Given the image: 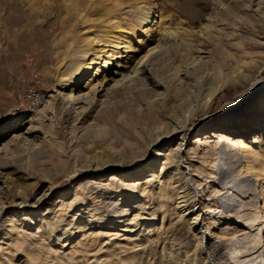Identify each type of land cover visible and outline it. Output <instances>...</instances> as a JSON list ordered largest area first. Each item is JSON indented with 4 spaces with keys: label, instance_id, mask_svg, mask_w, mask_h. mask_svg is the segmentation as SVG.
Listing matches in <instances>:
<instances>
[{
    "label": "rangeland",
    "instance_id": "obj_1",
    "mask_svg": "<svg viewBox=\"0 0 264 264\" xmlns=\"http://www.w3.org/2000/svg\"><path fill=\"white\" fill-rule=\"evenodd\" d=\"M60 2L42 0L31 6L0 0V136L15 159L14 164H0V264H229L233 247L227 240L220 244L208 240L213 243L212 255L194 257L196 231L190 226L195 212L228 203H236L226 214L233 227H237L232 221L236 213L249 220V233L237 227L239 239L247 237V244L261 238L258 255L251 257L262 262L264 115L261 123L256 115L264 89L233 110L226 105L236 95H228L219 79L208 90L213 95L216 88V101L210 103L206 97V114L195 113L192 120L209 118L217 107L223 109L217 108L200 132L194 129L172 143L153 145L203 103L205 94L198 92L203 69L185 80L178 64L160 70L152 78L161 88L147 95L150 85L146 84L130 93L109 95L87 122L61 108L59 78L70 74L85 48L76 42L78 32L81 37L89 31L101 38L104 25L106 30L119 21L130 37L144 26L139 15L151 10L160 28L200 37L198 44L211 56L215 75L245 71L250 65L251 81L264 86V6L249 0H113L110 6L119 7L108 17L109 5H99L94 15L93 4L76 6L78 13L73 15L69 0H63L64 9L58 13ZM212 33L220 42L207 39ZM130 44L136 46L135 41ZM235 112L245 117L241 120L250 117L262 125L247 139L258 154L251 163L258 171L237 180L239 156L235 174L225 184L219 174L228 173L224 148L218 149L215 139L202 141L215 128L208 126L224 127L228 119L234 120ZM256 132L258 144L252 138ZM121 167L136 177L116 176L113 170ZM47 190L49 200L57 192H69L38 203L39 194ZM128 197L134 198L131 206L125 202ZM209 225L205 223L201 231L208 232ZM229 236L231 230L221 226L217 237Z\"/></svg>",
    "mask_w": 264,
    "mask_h": 264
},
{
    "label": "bare ground",
    "instance_id": "obj_2",
    "mask_svg": "<svg viewBox=\"0 0 264 264\" xmlns=\"http://www.w3.org/2000/svg\"><path fill=\"white\" fill-rule=\"evenodd\" d=\"M41 1L42 0H19L20 3H26L31 6L34 2ZM112 1L113 0H69L70 4L68 11L69 14H77L78 9H75L76 6L81 5L82 7L83 5L86 6L91 3V5H93L90 8V12L92 15H94L97 13V10L93 11L95 10V8L99 7V5H102L101 8L103 6H110L112 4ZM249 2H256V4L254 3L253 5H257L259 6V8L261 6H264V0H249ZM60 4L61 5H59V7L56 9L58 10V13L64 9L62 7L63 0H61ZM118 7L119 6H110L108 11L106 12V15L108 17L109 14L114 15V13L118 10ZM67 14L68 13H66V15ZM138 18L140 21V25L144 26L133 32L130 37L128 36L127 31L120 27L119 21L113 22L111 24L112 26L110 28H107L106 30L105 28L107 27V25H104V30H102V32L105 31V34H103L101 38H94L92 33L89 31H85L84 34L82 33L84 35L83 37H81V33H77L78 35H76V42L81 41L82 47L85 48L83 49L84 51L82 50L81 52L80 59L76 60L73 63L70 74L68 76H61V78H59L60 92L62 93V101L60 103V106L63 110L66 109L69 113L71 112L76 116L82 115L83 120L87 122L89 121V118H92L91 116L93 115V113L95 114V111L99 107H101V105L103 104V99L109 95L118 94L120 91L130 93L132 90H135L136 87L140 85H143L145 87L146 84L150 85V89L149 87L148 90L145 88L147 90V95H150V93L152 91L154 92V90H156L157 88H161V86H159V84L156 83V81H154L152 78V76L156 77V74L160 70L167 71L172 66L174 67L175 64H178L179 66H182L181 73L182 76H184V78L182 79L185 80L188 78V76L197 77V74L195 72L203 69L204 72L199 77V80H201V85L200 83H198V92L200 94H205L202 98L203 103L198 104L191 115L186 117L185 120L182 119V122L179 121L178 124H174L171 128H168L166 132L158 136V138L153 143L154 145L157 142H159L160 144H163L165 142L172 143L175 141L176 137H185L189 133H192L194 129L195 131L197 130V133L200 132L202 123L208 121L211 116L216 114L217 108L220 107H217L212 112V114H210L209 118L208 116L204 115L197 122L192 120L193 114H206L208 103L206 97L210 98V103L216 101L215 96H213L215 93H217L216 88L214 87L215 90L213 95H211L212 93H210L208 90L213 89L212 86L216 83H219V79L221 80L220 86H225V92L228 95H236L233 102L226 105V108L231 107V109L233 110H238L237 107L243 104L242 102L246 97L253 98L255 92H259L264 89V86H255L257 83H259V80L251 81L252 67L250 65H247L245 71H239V69L235 71L233 70V72L231 73L224 72L223 74H221L222 76L218 74V76L215 75V66L211 65V62H209L211 56L209 55L207 50L200 49V46L198 44V38H200L199 36H197L196 38L192 33L183 32L181 30L166 31L160 28L156 22L157 17L154 13H152L151 10L148 12H142ZM137 38L141 39L137 40ZM207 39H209L213 43H218L221 40L216 36V34L214 35V33L207 36ZM133 41H135L136 46H132L130 44ZM79 47L80 45L78 44L77 48ZM260 103L261 106L258 111V116L256 115V117H258L257 119L260 118L259 123L262 122V115H264V102H261V99ZM220 109H223V107ZM235 115L236 117H234V120L229 121L228 119V122L224 125V127H217L214 125L208 126L209 129L210 127L215 128L214 130H212L213 133L206 134L204 140L202 141L203 144H206L209 141L215 139L216 142L214 143H216V145H219L218 149H222L221 151H223L224 148L225 159L223 165L227 167L228 173H226V176H224L225 171L218 170L219 174L221 175V181L227 180L233 174H235L234 167L239 160V156L241 163L238 167L237 174L234 175L237 180L241 181L243 178L254 176L258 171L255 170L251 165L253 161L257 160L258 154L257 152H254V150H252L253 147H251V144L247 142V139H249L248 137L253 129H255L256 127L262 128V125H260L259 123L255 124V122H257L258 120L252 122V118L250 117L245 120H241L245 117H242L240 114H236V112ZM84 121L83 123H85ZM1 133L3 132H0V135ZM258 135L259 133L252 136V138H254L253 142H256V144L260 142V140L258 139L260 137ZM223 139L226 141L225 143H227V140L229 141L228 144H226L224 147L223 144L225 143H221V140ZM179 146L182 145L180 144ZM179 150H181V147ZM11 163H15L14 154L11 150H7L6 148H4V146H2L0 136V164L3 166H7ZM113 173L116 176H120L124 179H133L136 177L135 175L131 174V172L129 173L126 168L123 167H121V169L117 168L113 170ZM243 173L244 176H241ZM2 184L3 182L0 180V191L3 189ZM234 187L235 183L234 185H232L231 189H233ZM68 192V190L57 192L52 198H50V200H55L58 197L66 196ZM243 195L244 194H242V196ZM49 197L50 191H44L39 194L37 202H41L43 204L49 200ZM231 197L233 198V196ZM133 201L134 198L128 197L125 202L128 206H131L133 204ZM47 204H49V206L54 205L53 202H48ZM235 204L228 203L223 208L220 207L216 210L212 209V206L209 205L208 207H205L206 209L204 208L205 210L200 212L197 211L193 214L190 226L193 231H196V233L194 234L196 241L192 249V255L194 257H208L212 255L210 247L213 243L211 244L210 242H208V240H212L215 244L219 242L223 243L225 240H227L228 242L232 243L231 247H233V252L231 253L232 260H229V264H264V260L262 262L259 260L258 262H255V258L251 257L252 255L254 256V254L261 248V238L258 237L256 238V240H254V242H250L247 244L245 243L247 237L244 240L239 239L241 230L239 231L237 227L246 228L248 230V233L251 231L248 222L249 220L247 219V217L245 216L244 218L242 217L243 215L236 213V217L232 220L234 225L237 226L236 228L231 225L229 220H226V214L233 209ZM17 208H19L18 210H20L21 206H17ZM207 222L210 224L208 227L209 231H201V226L203 227V225ZM261 224H264V215L262 216ZM221 226H225L227 229L231 230V236H229L228 238H218L217 235ZM260 230L263 231L264 228L262 227L260 228ZM262 242L264 244V240ZM215 257L217 260L221 258L219 256ZM249 257H251V259H244Z\"/></svg>",
    "mask_w": 264,
    "mask_h": 264
}]
</instances>
